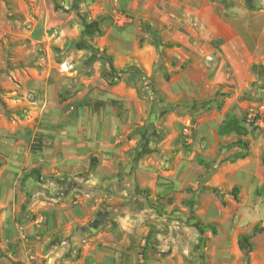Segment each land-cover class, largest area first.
Listing matches in <instances>:
<instances>
[{"label":"rangeland","instance_id":"rangeland-1","mask_svg":"<svg viewBox=\"0 0 264 264\" xmlns=\"http://www.w3.org/2000/svg\"><path fill=\"white\" fill-rule=\"evenodd\" d=\"M206 1L213 11L180 28L189 39L173 40L131 11L97 12L99 0H0V264H43L46 215L59 205L79 219L76 232L97 224L90 232L113 246L110 264H246L239 242L250 244L248 264H264V185L205 186L221 163L240 159L238 140L249 151L264 133V63L252 64L260 77L236 98L231 75L201 100L177 92L207 78V45L214 68L225 61L231 72L218 55L224 38L253 46L264 0ZM241 14L245 26L218 21ZM119 48L131 56L123 67ZM130 88L139 104L120 96ZM127 105L141 117L127 120ZM216 124L232 130L208 145Z\"/></svg>","mask_w":264,"mask_h":264},{"label":"crops","instance_id":"crops-1","mask_svg":"<svg viewBox=\"0 0 264 264\" xmlns=\"http://www.w3.org/2000/svg\"><path fill=\"white\" fill-rule=\"evenodd\" d=\"M100 6L97 8V12L106 13L114 9H122L124 11L133 12V16L137 19H142L150 23L152 26H158L171 30L173 40L189 39L190 35L180 31V28H186L192 25L193 21L199 17V14L213 9L207 5L206 0H99ZM244 14H241L235 18V20L229 21L218 20L222 25L228 27H234L235 24L239 26H245L246 20L243 18ZM204 36H202L203 38ZM206 38H211L205 36ZM222 37V35H221ZM121 42L119 39H117ZM253 46H247L242 41L240 36L231 34L224 38L222 43V52L218 53L224 59V55L229 59L230 73L225 72L224 63L214 68L210 62L214 57V51L207 45L203 56L206 60V66L202 69V72L206 74L207 78H201V73L198 72L197 64L195 66V78H191L195 82L188 83V79L185 82L178 84L179 99L183 96L188 97L191 100H201L208 95L214 93V89L220 84L227 83L229 76H232V82L235 92V98L241 91L249 90V83L259 79L260 75L251 71L253 63H264V35L252 37ZM121 51L115 55L114 64L115 67H123L125 63L131 57L129 50L125 48H119ZM151 51H147L146 60L142 59L143 66L146 69L151 67L154 55ZM211 63V64H210ZM198 77V78H197ZM209 77V78H208ZM201 82H204L201 83ZM120 96L124 99H131L133 103L139 104L135 101L133 89L124 90L120 93ZM262 98L264 103V90L262 91ZM129 106V107H128ZM129 111L125 114L127 120L137 117H141L142 110L139 108L138 114L134 115L132 107L127 105ZM139 107V106H138ZM96 117V115H94ZM131 117V118H130ZM221 127L215 125V131H213L216 137H211L212 142L208 136H206L205 143L208 145L216 144L222 145L223 138L225 136L218 133V129ZM216 131L219 134L217 138ZM253 144L249 147V153L245 158H240L232 162H223L213 172L205 186L209 188H225L227 186L238 185L247 191H250L258 186L264 185V172L262 169V150L264 149V133L262 136L254 138ZM213 148L208 156L217 157V151ZM224 154V153H223ZM222 154V155H223ZM221 155V156H222ZM63 205H59L57 213L53 212L46 215L48 221L47 229L44 230L43 235L49 236L51 240L49 247L47 246L43 255V264H110L113 260L112 245L103 248L100 243V234L96 235V232H90L91 229L96 228L97 224H93L89 228H83L80 232H76L75 223L79 221L77 217L62 213ZM90 214L95 211L96 207L86 208ZM94 213V212H93ZM153 236L151 241H155ZM41 236H37L39 240ZM52 241V242H51ZM56 241V242H55ZM47 244V245H49ZM37 258V257H36Z\"/></svg>","mask_w":264,"mask_h":264},{"label":"trees","instance_id":"trees-1","mask_svg":"<svg viewBox=\"0 0 264 264\" xmlns=\"http://www.w3.org/2000/svg\"><path fill=\"white\" fill-rule=\"evenodd\" d=\"M229 126H227L225 124L224 126L219 127L218 133L224 134V133H227V132L231 131L232 129L229 128ZM232 128H235V127H232ZM235 129H237V128H235ZM236 146L239 149V154L236 157L245 158L248 155V153H249L247 142L246 141H242V140H238L237 143H236ZM262 165L264 167V157L262 158ZM36 173H37L36 170H32L30 173L25 175L24 178L25 179H29L32 175H34ZM203 179H207V177L204 176ZM233 191H236V189H233ZM105 214H106V212H98V214L96 216V219H97L96 221H98L97 223H101L103 221V219L105 217ZM254 235H255L254 233H251L249 236H247V238H252ZM239 248H240L241 252L243 253L244 260H245L246 264H248V260H249L248 254L251 251L250 244H247V247H245V246L242 245V243L239 242Z\"/></svg>","mask_w":264,"mask_h":264},{"label":"built area","instance_id":"built-area-1","mask_svg":"<svg viewBox=\"0 0 264 264\" xmlns=\"http://www.w3.org/2000/svg\"><path fill=\"white\" fill-rule=\"evenodd\" d=\"M258 125L264 127V106L260 107V117L258 118Z\"/></svg>","mask_w":264,"mask_h":264}]
</instances>
